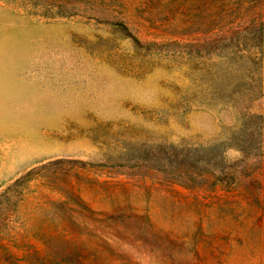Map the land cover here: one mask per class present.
<instances>
[{
	"label": "rangeland",
	"instance_id": "1",
	"mask_svg": "<svg viewBox=\"0 0 264 264\" xmlns=\"http://www.w3.org/2000/svg\"><path fill=\"white\" fill-rule=\"evenodd\" d=\"M0 264H264V0H0Z\"/></svg>",
	"mask_w": 264,
	"mask_h": 264
}]
</instances>
